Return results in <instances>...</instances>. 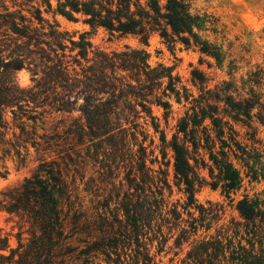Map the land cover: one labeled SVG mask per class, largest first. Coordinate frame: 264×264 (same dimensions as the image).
I'll return each mask as SVG.
<instances>
[{
	"label": "trees",
	"instance_id": "trees-1",
	"mask_svg": "<svg viewBox=\"0 0 264 264\" xmlns=\"http://www.w3.org/2000/svg\"><path fill=\"white\" fill-rule=\"evenodd\" d=\"M194 1L0 0V153L34 149L40 161L2 206L19 232L11 247L0 231V264H158L166 249L184 248L181 264H264V189L243 194L238 218L227 221L223 205L195 198L206 186L234 202L245 181H264L253 126H264L263 74L211 89L195 69L194 93L143 49H94L45 17L145 45L156 34L172 50L180 44L220 65ZM20 71L30 75L26 87ZM173 103L184 113L168 139L153 108L167 120ZM171 160L182 203L165 197Z\"/></svg>",
	"mask_w": 264,
	"mask_h": 264
},
{
	"label": "rangeland",
	"instance_id": "rangeland-1",
	"mask_svg": "<svg viewBox=\"0 0 264 264\" xmlns=\"http://www.w3.org/2000/svg\"><path fill=\"white\" fill-rule=\"evenodd\" d=\"M192 10L207 21L200 35L221 49L223 61L220 65L198 51L186 49L180 44L172 50L156 34L152 35L145 45L132 37L121 40L110 38L108 33L101 28L93 31L82 22H69L58 15L55 18L52 15H45V17L51 21L55 19L60 26V31L68 32L73 36L74 41H79L81 36H85L94 49L114 50L122 49L124 46L143 49L148 54L151 65L162 64L171 68L173 73L180 77L182 83L194 93L197 91L192 86L191 73L195 69L207 77L208 86L211 89L224 81L232 80L240 86L241 80L248 79L256 72H261L264 78V0H195L192 3ZM67 44L69 45L68 42ZM16 77L21 87L30 84V75L26 71L18 72ZM262 88L264 89V86ZM153 113L160 120L161 129L166 131L167 138L171 139L178 120L183 116L184 109L173 103V113L167 120L164 119V111L161 108L154 107ZM10 118L9 114V120ZM253 126L257 128L258 138L264 144V126L256 122ZM236 128L240 133V139L245 140L247 129L241 125ZM149 132L154 135L153 128L150 127ZM158 137L159 135L155 137L156 143H158ZM12 140L14 138L10 132L6 136V141L10 143L13 142ZM169 158H171L170 154ZM172 162L171 160L167 171L173 191L171 195L166 192L165 197L169 202L180 201L182 203L185 196L173 183ZM39 165L40 161L34 149H30L28 157H25L24 152H21V156L14 151L0 153V231L4 235H10L11 247L17 246L15 236L19 232V219L8 214L2 206L7 202V195L10 192L18 188L26 179L37 174ZM154 168L157 169L158 165ZM163 169L166 168L163 166ZM263 189L264 181L252 185L245 181L243 188L236 195H232L234 202H230L220 190H212L205 186L195 194V198L200 204H206L209 201L223 205L224 218L227 221L232 217L238 218L233 206L243 194L248 193L252 196L254 192H260ZM186 251L187 248L183 250L166 249L158 258V264H181Z\"/></svg>",
	"mask_w": 264,
	"mask_h": 264
}]
</instances>
